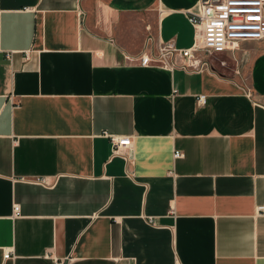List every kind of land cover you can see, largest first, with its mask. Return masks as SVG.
<instances>
[{"label": "crops", "instance_id": "crops-1", "mask_svg": "<svg viewBox=\"0 0 264 264\" xmlns=\"http://www.w3.org/2000/svg\"><path fill=\"white\" fill-rule=\"evenodd\" d=\"M217 1L0 0V264H264V40L138 59Z\"/></svg>", "mask_w": 264, "mask_h": 264}, {"label": "built area", "instance_id": "built-area-1", "mask_svg": "<svg viewBox=\"0 0 264 264\" xmlns=\"http://www.w3.org/2000/svg\"><path fill=\"white\" fill-rule=\"evenodd\" d=\"M191 24L196 28V43L189 49L178 50L172 42L158 47L157 54L143 52L138 56L142 65L160 61L170 68L182 66L190 70H201L205 66L206 54H215L236 50L243 41L264 40V0H219L203 4L190 16ZM199 104L206 101L205 94L197 96ZM111 144V157L123 156L132 145L129 136L107 134ZM176 157L182 154L178 151ZM257 210L264 212V205ZM19 205H14L13 215H19ZM11 256V251L4 253V258Z\"/></svg>", "mask_w": 264, "mask_h": 264}, {"label": "rangeland", "instance_id": "rangeland-1", "mask_svg": "<svg viewBox=\"0 0 264 264\" xmlns=\"http://www.w3.org/2000/svg\"><path fill=\"white\" fill-rule=\"evenodd\" d=\"M157 53H158V51H157ZM156 53V54H157ZM216 54V53H215ZM215 54H206L205 56H204V59L205 60H209V61H211V63H215V65H216V61H218L219 62V59H217V57L215 56ZM215 57V58H214ZM157 62H160V61H157Z\"/></svg>", "mask_w": 264, "mask_h": 264}]
</instances>
